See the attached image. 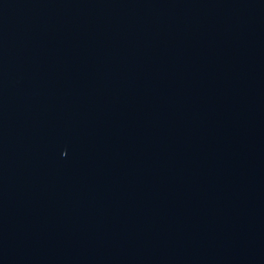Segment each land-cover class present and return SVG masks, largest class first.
<instances>
[{"label":"water","instance_id":"95a60500","mask_svg":"<svg viewBox=\"0 0 264 264\" xmlns=\"http://www.w3.org/2000/svg\"><path fill=\"white\" fill-rule=\"evenodd\" d=\"M0 264H264V0H0Z\"/></svg>","mask_w":264,"mask_h":264}]
</instances>
